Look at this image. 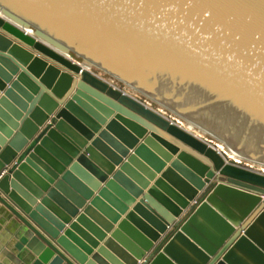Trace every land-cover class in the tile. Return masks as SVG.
Returning a JSON list of instances; mask_svg holds the SVG:
<instances>
[{"label": "water", "instance_id": "1", "mask_svg": "<svg viewBox=\"0 0 264 264\" xmlns=\"http://www.w3.org/2000/svg\"><path fill=\"white\" fill-rule=\"evenodd\" d=\"M0 215L1 264H264V0H0Z\"/></svg>", "mask_w": 264, "mask_h": 264}, {"label": "crops", "instance_id": "2", "mask_svg": "<svg viewBox=\"0 0 264 264\" xmlns=\"http://www.w3.org/2000/svg\"><path fill=\"white\" fill-rule=\"evenodd\" d=\"M122 89V88H121ZM143 101V100H142ZM144 102V101H143ZM166 115V114H165ZM168 118H171L169 115H166ZM142 140H140L139 141V143L141 142ZM138 143V144H139ZM132 152H130V154H131ZM173 159H174V157H173ZM167 166H168V164H167ZM166 166V167H167ZM158 176H160V174H157V176L156 177H158ZM153 182H151V184H152ZM150 184V185H151ZM145 192V191H144ZM144 192H143V194H144ZM139 199H137L136 200V202L138 201ZM131 210V208H128L127 209V212L128 211H130ZM126 212V213H127ZM5 213H6V210H5ZM0 217H1V215H0ZM14 242V243H16L17 242V239L13 236V235H11L10 234V230L8 229V224L7 223H4V222H2L1 221V218H0V264H1V258H2V251L5 249V247H6V244L8 243V242Z\"/></svg>", "mask_w": 264, "mask_h": 264}, {"label": "rangeland", "instance_id": "3", "mask_svg": "<svg viewBox=\"0 0 264 264\" xmlns=\"http://www.w3.org/2000/svg\"><path fill=\"white\" fill-rule=\"evenodd\" d=\"M102 77H103V76H102ZM104 79H106V78L104 77ZM120 88L123 89V86L120 85ZM152 107H153V106H152ZM251 167L254 168V169H257L256 167H253V166H251ZM251 167H250V168H251Z\"/></svg>", "mask_w": 264, "mask_h": 264}, {"label": "bare ground", "instance_id": "4", "mask_svg": "<svg viewBox=\"0 0 264 264\" xmlns=\"http://www.w3.org/2000/svg\"><path fill=\"white\" fill-rule=\"evenodd\" d=\"M218 146H219V148L223 149L222 145H218Z\"/></svg>", "mask_w": 264, "mask_h": 264}]
</instances>
